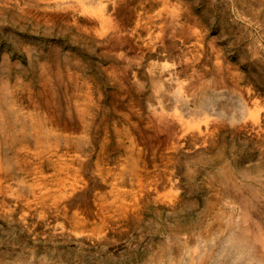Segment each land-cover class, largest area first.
Masks as SVG:
<instances>
[{
  "label": "rangeland",
  "instance_id": "1",
  "mask_svg": "<svg viewBox=\"0 0 264 264\" xmlns=\"http://www.w3.org/2000/svg\"><path fill=\"white\" fill-rule=\"evenodd\" d=\"M0 264H264V0H0Z\"/></svg>",
  "mask_w": 264,
  "mask_h": 264
}]
</instances>
